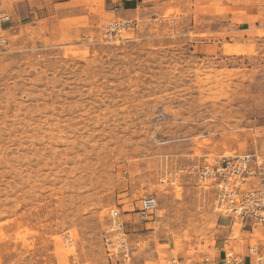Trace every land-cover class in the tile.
Listing matches in <instances>:
<instances>
[{
	"label": "rangeland",
	"instance_id": "1",
	"mask_svg": "<svg viewBox=\"0 0 264 264\" xmlns=\"http://www.w3.org/2000/svg\"><path fill=\"white\" fill-rule=\"evenodd\" d=\"M19 1L0 4V264H199L227 237L243 252L263 238L216 211L194 175L160 174L264 156V30L200 41L212 18L241 22L264 0H27L28 16ZM121 19L133 26L108 39ZM147 195L158 205L143 220ZM112 209L130 246L113 257Z\"/></svg>",
	"mask_w": 264,
	"mask_h": 264
},
{
	"label": "built area",
	"instance_id": "2",
	"mask_svg": "<svg viewBox=\"0 0 264 264\" xmlns=\"http://www.w3.org/2000/svg\"><path fill=\"white\" fill-rule=\"evenodd\" d=\"M133 26L129 19H121L105 25L108 39L119 38L123 30ZM192 174L204 187L214 192L216 211L231 215L240 220L251 236L261 231L263 238H256L247 251H239L231 245L230 237L216 245L214 254L203 256L199 264H264V156L259 153L221 154L202 164L177 167L175 170H163L160 182L172 185L182 174ZM155 196L147 195L141 199L137 213L140 219H149L157 209ZM104 245L109 256L113 257L129 251V241L125 222L120 212L112 209L104 237ZM167 264H188L177 256L171 257Z\"/></svg>",
	"mask_w": 264,
	"mask_h": 264
},
{
	"label": "crops",
	"instance_id": "3",
	"mask_svg": "<svg viewBox=\"0 0 264 264\" xmlns=\"http://www.w3.org/2000/svg\"><path fill=\"white\" fill-rule=\"evenodd\" d=\"M126 3L130 4L128 9H132L135 6V0H125ZM1 4V0H0ZM232 4V2H231ZM16 11L22 16H28L31 10L29 1L20 0L16 5ZM10 11L9 8H6V12ZM243 19L241 22L233 21L234 14L227 13L224 15H218L217 17L212 18V22L204 24L202 29L208 33H215V35L210 36V38H201L200 41L205 42L207 47L213 42L223 43L224 40L229 42H234L233 37H236V41L241 38L239 34L245 33V38H250L251 36L256 39H263L258 36L260 30H264V3L263 4H251L245 9V12L242 14ZM237 35H236V34ZM220 34V35H217ZM248 248V247H247Z\"/></svg>",
	"mask_w": 264,
	"mask_h": 264
},
{
	"label": "bare ground",
	"instance_id": "4",
	"mask_svg": "<svg viewBox=\"0 0 264 264\" xmlns=\"http://www.w3.org/2000/svg\"><path fill=\"white\" fill-rule=\"evenodd\" d=\"M251 49V48H250ZM225 52L227 53H243L249 51L247 47H244V45L241 44H227L225 45ZM177 180L175 181L174 185L177 184Z\"/></svg>",
	"mask_w": 264,
	"mask_h": 264
}]
</instances>
